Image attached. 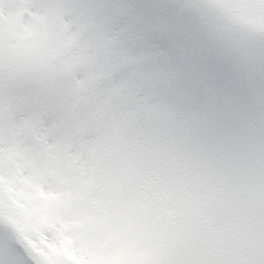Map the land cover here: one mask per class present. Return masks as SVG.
<instances>
[{
	"label": "snow or ice",
	"instance_id": "obj_1",
	"mask_svg": "<svg viewBox=\"0 0 264 264\" xmlns=\"http://www.w3.org/2000/svg\"><path fill=\"white\" fill-rule=\"evenodd\" d=\"M0 264H264V0H0Z\"/></svg>",
	"mask_w": 264,
	"mask_h": 264
}]
</instances>
